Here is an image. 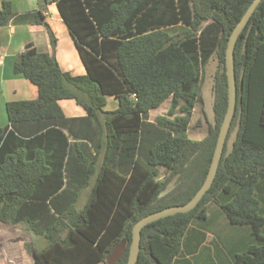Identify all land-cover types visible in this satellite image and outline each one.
<instances>
[{
  "label": "trees",
  "instance_id": "trees-1",
  "mask_svg": "<svg viewBox=\"0 0 264 264\" xmlns=\"http://www.w3.org/2000/svg\"><path fill=\"white\" fill-rule=\"evenodd\" d=\"M184 1L192 8L188 20L180 11ZM49 2L57 5L87 72L63 70L55 54L33 43L16 58L14 72L39 93L7 103L10 125L0 127V222L26 223L43 237L44 246L29 244L35 264H126L134 224L187 203L207 177L228 108V38L253 0H45L18 16L4 0L0 27L44 24L55 47L44 14ZM209 20L220 29L213 45L199 39ZM214 54L215 122L194 139L189 129L202 100L203 68ZM234 57L237 105L213 185L190 212L142 229L136 264H193L183 254L185 239L192 224L208 217L212 202L232 225L252 230L253 242L235 254V263L264 264V0ZM109 95L119 101L114 110L104 109ZM169 98V115L151 120L150 111ZM63 99H74L86 115L66 116ZM177 111L182 114L171 118ZM160 167L167 170L164 179Z\"/></svg>",
  "mask_w": 264,
  "mask_h": 264
},
{
  "label": "crops",
  "instance_id": "crops-1",
  "mask_svg": "<svg viewBox=\"0 0 264 264\" xmlns=\"http://www.w3.org/2000/svg\"><path fill=\"white\" fill-rule=\"evenodd\" d=\"M6 1L11 2L16 16L36 11L45 3V0ZM44 14L56 36L55 47L52 46L49 30L44 24L11 22L0 27V127L10 125L7 112L9 101L38 97L37 85L14 72L15 60L28 43H33L40 52L55 54L65 71L74 75H83L87 72L57 5L52 2L46 4ZM109 98L117 99L112 95H109ZM116 102L112 110L119 106V101ZM60 104L68 117L86 115L85 109L74 99L60 100ZM259 194L264 198V182L259 187ZM253 240L250 227L232 225L219 205L212 202L208 217L196 221L189 229L183 254L193 264H236L235 254L246 249ZM29 244L42 247L45 241L43 237L34 234L26 223L0 222V264H35L34 255L27 247Z\"/></svg>",
  "mask_w": 264,
  "mask_h": 264
},
{
  "label": "water",
  "instance_id": "water-1",
  "mask_svg": "<svg viewBox=\"0 0 264 264\" xmlns=\"http://www.w3.org/2000/svg\"><path fill=\"white\" fill-rule=\"evenodd\" d=\"M262 0H253L250 4L248 9L246 10L245 14L241 18V20L237 23L234 27L233 31L231 32L228 38V44L226 49V72H227V80H228V108L223 119L215 151L213 154L212 162L207 174V177L199 188V190L195 193V195L185 204L181 205H173L163 208L161 210L152 212L148 215H145L141 219H139L133 226V238L130 244V252L128 262L126 264H136L139 259V254L141 250V237H142V229L149 223L158 220L160 218L174 215L177 213H187L193 210L202 200L204 195L213 185L215 177L217 175L220 161L224 152L225 144L227 141L228 133L230 131V127L235 115L236 105H237V80H236V73H235V47L236 43L247 26L251 16L255 12L258 5L261 3ZM124 250V245H121L116 249V251L122 253Z\"/></svg>",
  "mask_w": 264,
  "mask_h": 264
},
{
  "label": "rangeland",
  "instance_id": "rangeland-1",
  "mask_svg": "<svg viewBox=\"0 0 264 264\" xmlns=\"http://www.w3.org/2000/svg\"><path fill=\"white\" fill-rule=\"evenodd\" d=\"M180 9L184 17V20H188L192 17V8L190 3L188 4V2H185L184 6L180 7ZM219 34H220L219 27L216 26L213 20H209L203 24L202 29L199 33V39L203 44L213 45L214 43H216V39L219 36ZM218 65H219L218 58L214 54L213 56H211L209 62L203 68L202 100L195 107L192 117V122L189 129V135L194 139L204 138L209 131L210 125L214 124L215 122L214 82H215V75L218 69ZM116 101L118 100L115 98H109L107 104L104 106V109L112 110L114 108ZM170 107H171V98L164 101L159 107L153 108L150 111V119L156 120L158 116L169 115L168 111ZM181 114L182 113L180 111H177L175 115L170 117L173 118L174 116ZM167 175H168L167 170L164 167H160L158 178L164 179ZM89 192L90 189L88 188L82 193L80 197V206H82L86 202ZM260 199L262 203V211L264 212V198L260 196ZM27 247L29 248L28 245ZM100 264H105V263L103 262Z\"/></svg>",
  "mask_w": 264,
  "mask_h": 264
}]
</instances>
